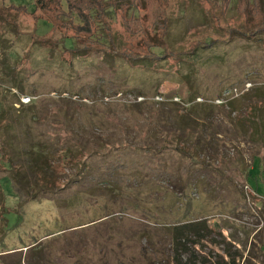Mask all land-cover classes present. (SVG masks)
Returning <instances> with one entry per match:
<instances>
[{"label": "rangeland", "instance_id": "374dc122", "mask_svg": "<svg viewBox=\"0 0 264 264\" xmlns=\"http://www.w3.org/2000/svg\"><path fill=\"white\" fill-rule=\"evenodd\" d=\"M166 4L170 26L151 51L168 55L145 68L72 59L74 41L46 20L13 48L0 29V97L24 115L11 159L31 185L29 144L53 151L54 166L51 190L33 198L1 154L0 264H264V37L231 32L197 0ZM196 102L217 107L196 123L184 116ZM63 146L80 153L67 163ZM188 221L203 236L175 240Z\"/></svg>", "mask_w": 264, "mask_h": 264}, {"label": "trees", "instance_id": "16d2710c", "mask_svg": "<svg viewBox=\"0 0 264 264\" xmlns=\"http://www.w3.org/2000/svg\"><path fill=\"white\" fill-rule=\"evenodd\" d=\"M166 2L167 0H35L36 7L30 10L25 5H14L8 0H0V29L1 32H7V35L13 34L14 40L9 43L13 48L18 37L22 34L33 37L39 22L46 20L52 29L60 30L65 37L74 41L75 47L68 49L72 59L86 60L88 57H98L107 61L116 55L130 66L145 68L151 66L152 62H160L163 56L166 59L168 55L166 52L157 54L151 51V48L158 45L156 43L160 38L159 34L165 35L170 26ZM197 2L206 9L212 19L230 20L231 32L245 39L264 37L263 0H197ZM27 17L30 20H27ZM117 17L120 18L126 33L124 39H119L113 30V21ZM21 18L27 21L24 27ZM21 29H26L25 33ZM214 44L215 41H210L200 47L196 45L191 52L184 55L190 58L191 62L200 57V48H212ZM1 52L5 56V52ZM189 75V73L183 74L186 80ZM195 97L194 95L192 100ZM14 103L16 101L9 103L5 97H0V157L2 154L10 166L8 178L25 192L28 191V186L36 188L32 194L35 198L52 188L54 178L50 179L49 174L54 172L51 161L53 151L48 153L40 145L36 150L33 143L29 144L24 150V155L28 170L34 175V183L31 185L27 179H23L24 173L20 170L22 166L15 162V159H11L10 151L17 149L14 145L17 136L12 134L13 125L20 122L19 120L24 116L23 114L13 116L11 109ZM257 106L254 105L252 115L249 117L257 116ZM216 107L215 104L196 102L186 109L187 113L184 116L193 119L196 123L201 122L209 115V109ZM23 131L28 135L27 128ZM254 131L257 133L258 128L256 127ZM61 149L64 154L60 156L65 158L67 163L72 162L74 156L80 153L79 149L69 146H63ZM192 156L196 157L194 154ZM201 224V221L175 224L172 227L173 237L177 240V236H185V240H189V234H192L200 238L203 236L201 232L203 228L199 230ZM261 233L264 238V229Z\"/></svg>", "mask_w": 264, "mask_h": 264}, {"label": "built area", "instance_id": "2783aa9c", "mask_svg": "<svg viewBox=\"0 0 264 264\" xmlns=\"http://www.w3.org/2000/svg\"><path fill=\"white\" fill-rule=\"evenodd\" d=\"M249 86H250V84H249Z\"/></svg>", "mask_w": 264, "mask_h": 264}]
</instances>
